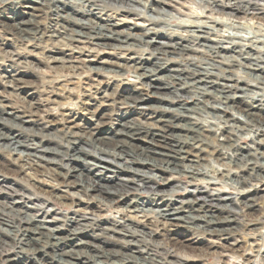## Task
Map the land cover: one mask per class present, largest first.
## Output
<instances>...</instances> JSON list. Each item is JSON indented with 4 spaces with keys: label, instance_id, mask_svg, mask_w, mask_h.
<instances>
[{
    "label": "clouds",
    "instance_id": "clouds-1",
    "mask_svg": "<svg viewBox=\"0 0 264 264\" xmlns=\"http://www.w3.org/2000/svg\"><path fill=\"white\" fill-rule=\"evenodd\" d=\"M0 264H264V0H0Z\"/></svg>",
    "mask_w": 264,
    "mask_h": 264
}]
</instances>
